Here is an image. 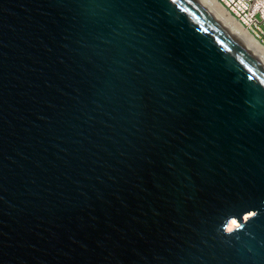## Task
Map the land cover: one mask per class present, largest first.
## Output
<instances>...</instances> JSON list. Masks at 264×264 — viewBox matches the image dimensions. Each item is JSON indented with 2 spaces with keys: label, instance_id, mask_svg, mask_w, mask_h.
Instances as JSON below:
<instances>
[{
  "label": "water",
  "instance_id": "water-1",
  "mask_svg": "<svg viewBox=\"0 0 264 264\" xmlns=\"http://www.w3.org/2000/svg\"><path fill=\"white\" fill-rule=\"evenodd\" d=\"M0 264H264V67L194 0H0Z\"/></svg>",
  "mask_w": 264,
  "mask_h": 264
},
{
  "label": "bare ground",
  "instance_id": "bare-ground-1",
  "mask_svg": "<svg viewBox=\"0 0 264 264\" xmlns=\"http://www.w3.org/2000/svg\"><path fill=\"white\" fill-rule=\"evenodd\" d=\"M198 3L220 26H222L238 43L245 46L256 60L264 67V49L237 21H235L215 0H194ZM236 226L231 220L226 230Z\"/></svg>",
  "mask_w": 264,
  "mask_h": 264
},
{
  "label": "built area",
  "instance_id": "built-area-1",
  "mask_svg": "<svg viewBox=\"0 0 264 264\" xmlns=\"http://www.w3.org/2000/svg\"><path fill=\"white\" fill-rule=\"evenodd\" d=\"M264 47V0H218Z\"/></svg>",
  "mask_w": 264,
  "mask_h": 264
},
{
  "label": "clouds",
  "instance_id": "clouds-1",
  "mask_svg": "<svg viewBox=\"0 0 264 264\" xmlns=\"http://www.w3.org/2000/svg\"><path fill=\"white\" fill-rule=\"evenodd\" d=\"M217 3H219V1L218 0H215ZM220 4V3H219ZM221 5V4H220ZM222 6V5H221ZM222 8L224 9V7L222 6ZM227 13H228V11L226 10V9H224ZM233 19H234V17L230 14V13H228ZM235 21H237L236 19H234ZM238 22V21H237ZM239 23V22H238ZM240 24V23H239ZM241 25V24H240ZM242 26V25H241ZM243 27V26H242ZM249 34H250V32L245 28V27H243ZM251 35V34H250ZM252 36V35H251ZM253 37V36H252ZM254 38V37H253ZM261 45V44H260ZM262 46V45H261ZM262 48L264 49V47L262 46Z\"/></svg>",
  "mask_w": 264,
  "mask_h": 264
},
{
  "label": "rangeland",
  "instance_id": "rangeland-1",
  "mask_svg": "<svg viewBox=\"0 0 264 264\" xmlns=\"http://www.w3.org/2000/svg\"><path fill=\"white\" fill-rule=\"evenodd\" d=\"M228 230H230V229H228Z\"/></svg>",
  "mask_w": 264,
  "mask_h": 264
}]
</instances>
